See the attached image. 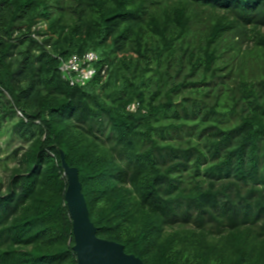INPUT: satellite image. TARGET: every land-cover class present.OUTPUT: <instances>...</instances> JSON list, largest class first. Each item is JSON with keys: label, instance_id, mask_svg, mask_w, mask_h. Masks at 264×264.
<instances>
[{"label": "trees", "instance_id": "obj_1", "mask_svg": "<svg viewBox=\"0 0 264 264\" xmlns=\"http://www.w3.org/2000/svg\"><path fill=\"white\" fill-rule=\"evenodd\" d=\"M88 52L71 87L61 60ZM8 133L0 264H77L62 156L126 254L264 264V0H0Z\"/></svg>", "mask_w": 264, "mask_h": 264}, {"label": "water", "instance_id": "obj_2", "mask_svg": "<svg viewBox=\"0 0 264 264\" xmlns=\"http://www.w3.org/2000/svg\"><path fill=\"white\" fill-rule=\"evenodd\" d=\"M62 168L67 176L65 199L73 225V251L77 264H145L140 258L126 254L122 245L97 237L82 194L78 170L70 168L63 156Z\"/></svg>", "mask_w": 264, "mask_h": 264}, {"label": "built area", "instance_id": "obj_3", "mask_svg": "<svg viewBox=\"0 0 264 264\" xmlns=\"http://www.w3.org/2000/svg\"><path fill=\"white\" fill-rule=\"evenodd\" d=\"M98 62L99 57L93 52H88L82 56L74 55L67 60H61L59 73L61 78L71 87H85L98 74L96 67ZM130 110H134V107H130ZM18 115L22 117V114L18 113Z\"/></svg>", "mask_w": 264, "mask_h": 264}, {"label": "rangeland", "instance_id": "obj_4", "mask_svg": "<svg viewBox=\"0 0 264 264\" xmlns=\"http://www.w3.org/2000/svg\"><path fill=\"white\" fill-rule=\"evenodd\" d=\"M18 146H20L19 140L16 137H11L9 133L0 137V181L4 183L9 175L8 170L15 166V162L9 157ZM184 146L186 147L187 144Z\"/></svg>", "mask_w": 264, "mask_h": 264}]
</instances>
